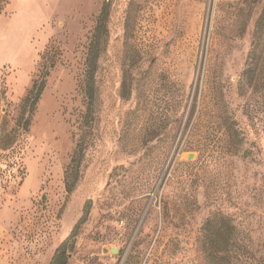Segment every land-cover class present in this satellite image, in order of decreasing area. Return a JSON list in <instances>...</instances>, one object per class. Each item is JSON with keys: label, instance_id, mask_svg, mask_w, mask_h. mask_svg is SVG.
Wrapping results in <instances>:
<instances>
[{"label": "rangeland", "instance_id": "1", "mask_svg": "<svg viewBox=\"0 0 264 264\" xmlns=\"http://www.w3.org/2000/svg\"><path fill=\"white\" fill-rule=\"evenodd\" d=\"M242 1L107 0L90 99L104 1L0 0V264H49L87 201L69 264H264V63L243 75L264 0Z\"/></svg>", "mask_w": 264, "mask_h": 264}, {"label": "trees", "instance_id": "2", "mask_svg": "<svg viewBox=\"0 0 264 264\" xmlns=\"http://www.w3.org/2000/svg\"><path fill=\"white\" fill-rule=\"evenodd\" d=\"M104 5L98 15L97 23L93 31V36L91 38V41L88 45V52L85 60L86 64V71H85V93L87 96L92 99L93 98V85H94V76L97 70V61L101 55L102 52V43L104 39L107 37V29H106V23H107V2H103ZM258 4V0H243L242 5L246 6L248 8H252L255 5ZM259 17L255 23V32L253 34V40H252V53L251 56L253 59H255V65L254 68L248 67L246 69V72L243 73L245 80L251 79L257 72L258 75H260L261 68L263 67L264 58L261 57V51L264 46V1L260 8ZM45 88V81L40 82L38 85H35L27 94L26 99L22 103V108H33L35 107V104L38 102V100L41 97V93L43 92ZM30 117L27 116L26 121L23 123L24 129H26L28 126V120ZM226 136H227V147L228 149L233 152L237 153L239 150V146L243 142L242 135L239 134L238 130L236 128L231 127L230 125L226 127ZM90 201L85 202L82 210V216L77 221V223L72 227L71 232L69 236L59 245V247L54 252V255L50 259L49 264H69V256L67 255V252L69 248L73 247L72 244L74 242V239L77 235V230L84 224L88 217V209L90 206ZM204 235L206 237V240L210 242L209 247L206 248V251L208 252V257H210L211 261H214L220 254L222 257H225L228 253L229 247L227 240L230 238V236H235V227H231L229 225L228 219L222 217L219 220L218 230L215 232V234L210 233L211 229V222L207 221L204 225ZM213 237V238H212ZM215 241V242H214ZM219 242H222L221 247L219 246ZM236 249L238 251V256L247 257V255H251L248 248L242 246L241 244L236 245ZM121 253V252H120ZM226 259V258H223Z\"/></svg>", "mask_w": 264, "mask_h": 264}, {"label": "water", "instance_id": "3", "mask_svg": "<svg viewBox=\"0 0 264 264\" xmlns=\"http://www.w3.org/2000/svg\"><path fill=\"white\" fill-rule=\"evenodd\" d=\"M188 159H193V155L190 154L188 155ZM45 197L43 196L42 199H44ZM103 253H109L111 256H115V255H118L119 254V249L118 248H112L110 250H107V249H103Z\"/></svg>", "mask_w": 264, "mask_h": 264}, {"label": "crops", "instance_id": "4", "mask_svg": "<svg viewBox=\"0 0 264 264\" xmlns=\"http://www.w3.org/2000/svg\"><path fill=\"white\" fill-rule=\"evenodd\" d=\"M104 2H106L107 0H103Z\"/></svg>", "mask_w": 264, "mask_h": 264}]
</instances>
